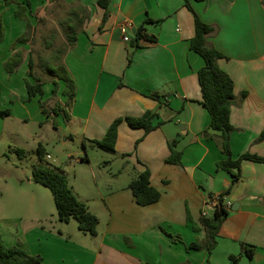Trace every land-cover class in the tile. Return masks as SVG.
I'll use <instances>...</instances> for the list:
<instances>
[{
  "label": "crops",
  "instance_id": "obj_1",
  "mask_svg": "<svg viewBox=\"0 0 264 264\" xmlns=\"http://www.w3.org/2000/svg\"><path fill=\"white\" fill-rule=\"evenodd\" d=\"M98 1H45L57 6L67 2L68 14L76 16L74 43L67 45L69 51L57 61L75 84L70 114L81 124L83 141L93 142L116 119L152 115L157 127L147 134L122 120L115 152L110 154L122 163L117 175L130 169L136 175L147 169L150 185L160 198L139 206L128 188L131 180L118 186L106 183L105 192L95 183L107 217L103 232L98 231V212L91 210L88 198L81 200L77 195L98 219L97 234L92 237L98 242L95 250L75 245L73 236H65L61 229L58 235L41 231L35 242L27 241L14 224L2 222L3 243L39 255L42 264H233L231 257L237 258V264H264L261 162L241 161L239 181L224 198L230 204L228 214L210 252L189 248L196 238L205 237L200 223L204 201L224 193L231 175L216 168L226 155L221 150L220 132L209 129L210 118L201 105L197 72L203 61L188 46L194 35V18L184 0H107L103 22L105 10ZM188 3L200 21L214 28L207 42L226 57L217 65L233 82L231 159L246 153L264 157V141H258L264 130V0ZM6 7L11 14L16 8L0 0V9ZM9 21L16 33L23 31V21ZM123 23L129 27L121 32L118 26ZM137 30L153 40L135 41ZM123 36L129 41L124 42ZM25 58L30 57L25 54ZM171 141H176L181 166L166 161ZM84 158L79 162H88ZM244 248L253 250L251 259Z\"/></svg>",
  "mask_w": 264,
  "mask_h": 264
},
{
  "label": "rangeland",
  "instance_id": "obj_2",
  "mask_svg": "<svg viewBox=\"0 0 264 264\" xmlns=\"http://www.w3.org/2000/svg\"><path fill=\"white\" fill-rule=\"evenodd\" d=\"M65 3L57 6L44 0H29L28 19L33 30L27 43L21 41L25 23L23 31L16 33L9 21L21 22L14 15L16 8L13 14L8 7L0 9L4 31L0 44V105L10 110L9 116L0 117V223L14 224L22 237L33 242L39 239L41 231L58 235V229H61L65 236H73L75 245L95 250L98 242L89 235L84 236L76 221L61 223L57 220L50 191L32 180V168L39 162L37 150L41 148L50 157L44 162L63 173L75 196L81 200L88 198L91 210L98 212L101 217L98 231L101 233L107 217L98 202L95 183L105 192L106 183L118 186L135 178L131 169L117 175L122 163L97 148L93 141H83L81 124L71 117V108L65 105L63 83L45 69L56 50L63 46L66 52L69 51L66 34L76 32V16L68 14ZM64 22L71 29L67 30ZM17 51L23 53V60L10 74L4 64ZM25 54L30 58L26 59ZM29 60L33 78L42 85V94L32 98H28L25 87V80L32 82L27 74ZM84 156L88 162L80 163Z\"/></svg>",
  "mask_w": 264,
  "mask_h": 264
},
{
  "label": "trees",
  "instance_id": "obj_3",
  "mask_svg": "<svg viewBox=\"0 0 264 264\" xmlns=\"http://www.w3.org/2000/svg\"><path fill=\"white\" fill-rule=\"evenodd\" d=\"M5 5H15L16 9L14 15L25 23V34L21 41L27 43L30 41V33L33 30L28 19L30 14L29 0H2ZM47 2H58L60 0H44ZM201 1V0H197ZM98 5L102 7L105 12L103 14L102 22L107 17L106 6L107 0H99ZM185 7L192 13L194 18V35L189 40V49L198 55L202 61L203 66L197 72V81L201 92V105L209 115L210 123L209 129L220 132L221 150L226 155V160L216 163V168L228 172L231 175V183L229 188L219 196L218 207L213 211L212 216L208 219L201 218L200 223L205 230V237L203 239L196 238L194 242L190 243L189 248L196 251L210 250L216 244V237L219 230L228 214V209L225 208L224 198L229 194L231 188L239 181V166L241 161L248 160L252 162L264 163V157H259L251 154L240 155L236 160L231 159L229 148V136L233 131L230 124L231 106L235 103V95L233 89V82L231 78L222 71L217 61L226 59V57L212 47L207 42V37L214 31V28L203 23L191 9L188 0H184ZM71 29V28H69ZM3 26L0 18V44L3 41ZM74 32L66 35L67 45L74 43ZM29 35V37H28ZM153 40L137 30L134 39ZM20 41V42H21ZM64 47L55 51L51 57L50 63L45 65L46 71L63 83L62 96L66 99L65 105L73 103L75 98V84L67 72L66 68L57 63L59 57L64 53ZM23 60L22 52H14L4 66L8 73H13ZM53 64L55 67H51ZM28 76L32 78V82L25 80V87L28 98L42 94V85L38 79L33 78L32 62H28ZM53 93L55 90L53 89ZM242 93L241 98L245 97ZM44 113V110L41 109ZM10 115L9 109H3L0 105V117H7ZM124 120L131 129H142L145 134L154 130L157 125L152 124V115L145 113L139 118L126 117L124 119L114 120L105 134L100 140L94 141L93 144L100 150L113 153L115 152V143L117 140V130L119 124ZM258 141H264V130L261 131ZM176 141L168 143L170 155L167 162L173 165L181 166V155L175 151ZM38 163L32 168L33 182L47 188L53 198V203L56 210L57 220L61 223H68L71 220L76 221L78 230L86 235L95 237L97 234L98 219L92 214L87 206L79 201L75 196L73 190L68 185L67 179L63 173L55 168L48 166L45 161V154L41 148L37 150ZM85 161L84 159H81ZM149 171L146 169L140 173H136L129 184L134 201L139 206H147L156 203L160 198V193L150 185ZM213 197V196H211ZM193 231H197L195 224H192ZM244 253L247 258L251 259L253 256L252 249L244 248ZM233 264H237V258L231 257ZM0 264H42V258L39 255H29L19 247H7L0 236Z\"/></svg>",
  "mask_w": 264,
  "mask_h": 264
},
{
  "label": "built area",
  "instance_id": "obj_4",
  "mask_svg": "<svg viewBox=\"0 0 264 264\" xmlns=\"http://www.w3.org/2000/svg\"><path fill=\"white\" fill-rule=\"evenodd\" d=\"M129 27V23H123L118 26L119 31L123 32L124 29ZM122 40L124 42H128L129 39L127 36H123ZM50 157L47 155L46 159H49ZM218 207V198L216 196L207 198L201 208V218L208 219L212 216L213 211ZM225 208L229 210L230 204L225 203Z\"/></svg>",
  "mask_w": 264,
  "mask_h": 264
}]
</instances>
